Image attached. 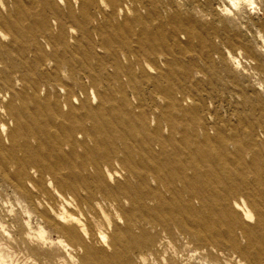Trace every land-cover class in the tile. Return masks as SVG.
Masks as SVG:
<instances>
[{"label": "rangeland", "instance_id": "obj_1", "mask_svg": "<svg viewBox=\"0 0 264 264\" xmlns=\"http://www.w3.org/2000/svg\"><path fill=\"white\" fill-rule=\"evenodd\" d=\"M0 264H264V0H0Z\"/></svg>", "mask_w": 264, "mask_h": 264}, {"label": "bare ground", "instance_id": "obj_2", "mask_svg": "<svg viewBox=\"0 0 264 264\" xmlns=\"http://www.w3.org/2000/svg\"><path fill=\"white\" fill-rule=\"evenodd\" d=\"M62 198V197H60ZM65 206L67 207H72V203L70 201H65ZM246 218L248 219V216H246ZM245 218L246 221H248L247 219ZM58 221L59 222H68V223H76L77 219L76 218H73L71 216H67L66 214L62 215V214H59L58 216ZM60 228H61V225H60ZM73 233L75 234L76 238L78 240H81L82 241V238L81 237H85L87 235H89L87 229L84 227V226H79L78 230L77 231H73ZM100 241H102V237H98ZM81 247H84V244L82 243L80 245ZM72 248H74V250H76V247L72 245Z\"/></svg>", "mask_w": 264, "mask_h": 264}]
</instances>
